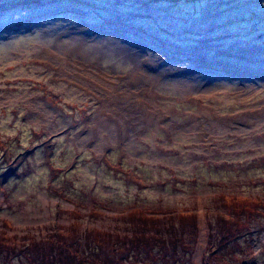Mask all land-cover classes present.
<instances>
[{
	"label": "rangeland",
	"instance_id": "rangeland-1",
	"mask_svg": "<svg viewBox=\"0 0 264 264\" xmlns=\"http://www.w3.org/2000/svg\"><path fill=\"white\" fill-rule=\"evenodd\" d=\"M255 197L264 0H0V264H264Z\"/></svg>",
	"mask_w": 264,
	"mask_h": 264
},
{
	"label": "trees",
	"instance_id": "trees-1",
	"mask_svg": "<svg viewBox=\"0 0 264 264\" xmlns=\"http://www.w3.org/2000/svg\"><path fill=\"white\" fill-rule=\"evenodd\" d=\"M225 199L229 201L227 204L228 208L230 207L231 209H233L235 207V203H236L235 200H237V198H235L233 196H226ZM250 200H251V202L248 203V206L249 207L251 206L253 208L252 212H254V209L258 208L257 206H254V205L261 203V205H260V207H261L264 204V199H261V198L259 199V197H255V199H250ZM242 201L246 202L245 200H242ZM134 210L139 211V209H134ZM247 214H249V213L247 212ZM181 215H182V217H186V218H191V219L195 218L193 215H190V214L187 215L183 212H181ZM155 217H157V215H155ZM155 219H158V218H154L153 220H155ZM89 237H90L89 234L86 235V238H89ZM227 237L230 238V236L228 234H227ZM96 240L98 241L99 239H96ZM131 240H134V239L132 238ZM179 241H181V240H179ZM226 242H227L226 240H222L220 244L223 245V243H226ZM62 244H64V243H62ZM67 244L68 245L65 244L66 247H62V248H60L61 250H58V254L65 253L67 255L65 257H61L60 255H58L59 259L62 261L63 264L68 263V261L72 259V256L76 255L75 254L76 250L74 249L75 248L74 245H71V244L69 245V243H67ZM51 251H52V254H56V252H57L55 248H51ZM63 258H65V259H63ZM77 259H78L77 261L79 262V264H86V257H85L84 253H79V255H77ZM94 261L96 262L95 264H111V262H112L111 259L107 260V261H98V260H94ZM56 264H60V263H56Z\"/></svg>",
	"mask_w": 264,
	"mask_h": 264
},
{
	"label": "bare ground",
	"instance_id": "bare-ground-1",
	"mask_svg": "<svg viewBox=\"0 0 264 264\" xmlns=\"http://www.w3.org/2000/svg\"><path fill=\"white\" fill-rule=\"evenodd\" d=\"M78 47H79V44H78L77 48H78ZM74 48H75V47H74ZM77 48H76V49H77ZM113 48L116 49L115 52H119V53L123 50L122 48L118 47L117 45L113 46ZM113 48H112V49H113ZM81 58H82V57H81ZM130 63H131V62H130Z\"/></svg>",
	"mask_w": 264,
	"mask_h": 264
}]
</instances>
